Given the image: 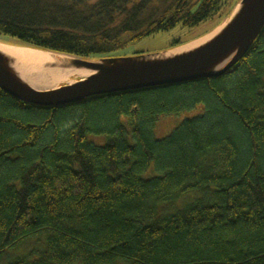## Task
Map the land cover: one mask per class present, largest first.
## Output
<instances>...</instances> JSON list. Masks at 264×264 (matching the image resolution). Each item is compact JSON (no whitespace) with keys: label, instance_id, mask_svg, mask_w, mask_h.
I'll use <instances>...</instances> for the list:
<instances>
[{"label":"trees","instance_id":"obj_1","mask_svg":"<svg viewBox=\"0 0 264 264\" xmlns=\"http://www.w3.org/2000/svg\"><path fill=\"white\" fill-rule=\"evenodd\" d=\"M239 1L0 0V39L107 57ZM0 264H264V29L222 76L53 108L0 89Z\"/></svg>","mask_w":264,"mask_h":264},{"label":"water","instance_id":"obj_2","mask_svg":"<svg viewBox=\"0 0 264 264\" xmlns=\"http://www.w3.org/2000/svg\"><path fill=\"white\" fill-rule=\"evenodd\" d=\"M238 6H240L238 13L213 40L187 54L169 59L160 60L153 57L184 44L151 54L134 53L99 58H83L77 55L13 44L67 55L71 57L72 65L94 69L97 72L89 77L77 78L56 88L37 89L24 85L15 78L4 64L5 58L0 55V89L18 100L53 108L78 104L94 97L118 92L178 85L222 76L245 57L264 29V0H240L233 11Z\"/></svg>","mask_w":264,"mask_h":264},{"label":"bare ground","instance_id":"obj_3","mask_svg":"<svg viewBox=\"0 0 264 264\" xmlns=\"http://www.w3.org/2000/svg\"><path fill=\"white\" fill-rule=\"evenodd\" d=\"M238 6L215 30L202 38L184 44L168 52L154 56V59H169L187 54L213 40L238 13ZM0 55L5 58L6 68L21 83L37 89H52L72 82L77 78H86L97 70L74 66L67 55L55 54L41 49L13 45L0 40Z\"/></svg>","mask_w":264,"mask_h":264},{"label":"rangeland","instance_id":"obj_4","mask_svg":"<svg viewBox=\"0 0 264 264\" xmlns=\"http://www.w3.org/2000/svg\"><path fill=\"white\" fill-rule=\"evenodd\" d=\"M237 1L238 0H230L231 5L235 4ZM228 7L226 10H229ZM219 24H220V18L219 16H215L194 27H182L181 25H178L176 28L170 31L160 32L151 36L144 37L143 39L138 40L136 42H131L128 45V47L125 48L126 50H124V54H129V55L132 53L151 54V53L161 52L163 50L165 51L167 49V46L171 45V43L175 42L176 40L188 41L191 39L201 37L206 33L210 32L211 30H213ZM128 37H129V33H126L122 36V39H127ZM195 114H197V111L191 110V111H184L179 114L161 116L159 120L156 122L154 128L155 136L158 138H164L170 135L172 131L185 118L194 116ZM91 139L94 142H98V143H103L105 141V138H103L102 136L97 137L92 135Z\"/></svg>","mask_w":264,"mask_h":264},{"label":"flooded vegetation","instance_id":"obj_5","mask_svg":"<svg viewBox=\"0 0 264 264\" xmlns=\"http://www.w3.org/2000/svg\"><path fill=\"white\" fill-rule=\"evenodd\" d=\"M126 47H128V46H126ZM125 47V48H126ZM122 49V50H120L119 52H117L118 54L117 55H129V54H124V50H126V49ZM132 54H134V53H132ZM117 55H114V56H117ZM131 55V54H130Z\"/></svg>","mask_w":264,"mask_h":264}]
</instances>
